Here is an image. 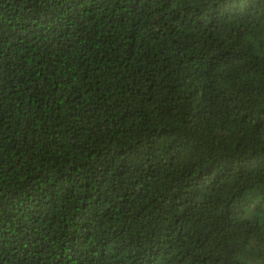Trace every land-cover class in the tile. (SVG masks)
I'll return each instance as SVG.
<instances>
[{
  "label": "trees",
  "instance_id": "obj_1",
  "mask_svg": "<svg viewBox=\"0 0 264 264\" xmlns=\"http://www.w3.org/2000/svg\"><path fill=\"white\" fill-rule=\"evenodd\" d=\"M253 201L264 0H0V264H237Z\"/></svg>",
  "mask_w": 264,
  "mask_h": 264
},
{
  "label": "clouds",
  "instance_id": "obj_2",
  "mask_svg": "<svg viewBox=\"0 0 264 264\" xmlns=\"http://www.w3.org/2000/svg\"><path fill=\"white\" fill-rule=\"evenodd\" d=\"M256 204L257 201H253L248 211L244 214L243 219L252 221L253 223H256L258 220L261 225H264V213H257L255 211ZM259 249H264V244L260 242V239L255 235L248 236L246 242L234 254V260L237 261V264H252L249 254Z\"/></svg>",
  "mask_w": 264,
  "mask_h": 264
}]
</instances>
